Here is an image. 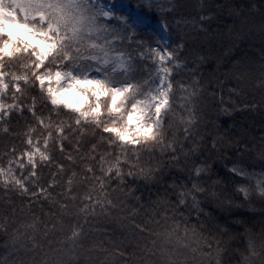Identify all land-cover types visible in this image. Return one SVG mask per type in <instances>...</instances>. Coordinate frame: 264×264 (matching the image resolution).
Here are the masks:
<instances>
[{
  "label": "trees",
  "instance_id": "trees-1",
  "mask_svg": "<svg viewBox=\"0 0 264 264\" xmlns=\"http://www.w3.org/2000/svg\"><path fill=\"white\" fill-rule=\"evenodd\" d=\"M139 12L148 51L138 56L142 46L125 38L112 70L135 75L141 99L167 48L171 91L135 146L113 133L123 123L105 137L98 117L56 116L12 87L26 53L19 41L4 54L0 35V172L11 174L0 177V264H264V200L233 191L235 181L264 188V168L253 166L264 160V0H155ZM181 201L204 214L199 231L184 226ZM204 204L250 214L217 222Z\"/></svg>",
  "mask_w": 264,
  "mask_h": 264
},
{
  "label": "clouds",
  "instance_id": "clouds-1",
  "mask_svg": "<svg viewBox=\"0 0 264 264\" xmlns=\"http://www.w3.org/2000/svg\"><path fill=\"white\" fill-rule=\"evenodd\" d=\"M114 3L115 0L111 4L105 0L103 9L119 11L113 6ZM57 4L65 6L61 13L56 11ZM29 6L33 12L46 13L44 18H34L31 21L40 45H28L27 42L20 45L26 53L27 71L12 87L21 88L23 85L51 113L77 123L85 114L97 115L96 126L105 137L112 135L109 126L122 124L128 112L138 108L143 111L142 105L145 104L155 111V107L160 105L163 88L155 96L145 93L142 101L140 96L144 85L136 82L135 75L122 77L112 70L119 60L116 53H121L125 47V38L118 32L115 18L105 17L100 8L101 4L96 3V0H76L75 3L73 0H32ZM0 67L6 69L8 65L0 60ZM6 74L0 71V75ZM95 84L100 87H94ZM61 90L74 93L79 107L72 108L56 103L52 97ZM113 100L115 104L112 103ZM141 123L143 126L152 127L158 125L159 121L153 116L151 120L142 118ZM130 127L140 130L135 124ZM136 143L138 141H134L133 146ZM253 166L264 168V160L255 161ZM217 171L224 173L223 168H218ZM233 191L242 193L245 199L254 194L264 200V188H257L253 193L244 190L240 181L234 182ZM203 207L217 222L223 221L226 215L241 217L250 214V210L241 208L226 214L211 204H204ZM179 212L191 213L181 216L180 219L185 227H190L194 232L207 224L203 213L198 216L186 208L183 201Z\"/></svg>",
  "mask_w": 264,
  "mask_h": 264
},
{
  "label": "rangeland",
  "instance_id": "rangeland-1",
  "mask_svg": "<svg viewBox=\"0 0 264 264\" xmlns=\"http://www.w3.org/2000/svg\"><path fill=\"white\" fill-rule=\"evenodd\" d=\"M31 2L32 0H0V35H5L9 38L8 44L3 47L4 54H11L12 52H14L16 49V44L19 41L22 44L27 42L28 45H31L33 43H36L38 46L40 45V42L37 40V37L34 34L31 21L34 18H41V16L39 14L40 12H33L31 10V7L29 6ZM73 2L75 3L76 0H73ZM88 2H91V0H88ZM96 3L104 4L105 0H96ZM113 6L116 7L120 11V13L124 15L128 13V5L125 3H114ZM140 15L144 20V27L149 26V19L141 13ZM157 30L163 40L162 43L166 45L165 42L167 39V33L165 28L162 25H158ZM163 51L164 50H160V53ZM160 60L161 62L158 70V79L150 94L152 96H155L160 92V89L163 88V99L161 100L160 105L158 107H155V111L152 110L151 106L145 104L142 105L143 111L138 108L136 111H130L127 113V118L123 122L122 126L120 128L113 129V133L115 134V136L124 143L133 144L134 141H138L140 138L149 134L154 126H143L141 123L142 118L144 120H151L152 117L155 116L159 121V117L161 116V114L168 108V95L171 91L169 84L170 69H168L164 63L169 60V57L168 55H165L164 58ZM2 78V75H0V83L3 81ZM93 86L97 88L100 87L98 84H95ZM143 97L141 98L142 101L145 99V96ZM52 98L58 104L63 103L66 106L72 108L79 107L77 103V97L72 92H65L64 90H61L58 95H54ZM148 99L150 100L151 97H148ZM113 101V104H115V100ZM152 103L154 105V102ZM1 111L2 107L0 104V112ZM89 117L97 118L98 116L85 114L81 117V119H86ZM133 124L138 125L140 130L137 131L136 129L131 128L130 126ZM33 157L34 156L32 155L28 156L29 160H32ZM9 174L0 172V177L6 179V177H9Z\"/></svg>",
  "mask_w": 264,
  "mask_h": 264
},
{
  "label": "snow or ice",
  "instance_id": "snow-or-ice-1",
  "mask_svg": "<svg viewBox=\"0 0 264 264\" xmlns=\"http://www.w3.org/2000/svg\"><path fill=\"white\" fill-rule=\"evenodd\" d=\"M155 0H142V2L138 5L127 6L128 13L125 15H121L120 11H112V10H104L103 5L101 4L100 8L103 11V15L105 17H114L115 20L118 22V32L121 36L126 38L127 43H132L133 45L139 44L142 46V50L137 53L138 56L143 55L144 52L148 51V41L146 39H141L138 35V30L144 27V20L140 15L139 10L141 8H146L151 10L153 7ZM64 5L57 4L55 6L56 11L61 13ZM75 7V5H73ZM41 18L46 16L44 11H40ZM159 49V44L156 42V39L153 40V45L151 46V51L156 53ZM118 57H121V53H116ZM165 55L171 56V53L167 51V48L164 49L163 52L159 54V58L163 59ZM118 67L123 66L122 63H117Z\"/></svg>",
  "mask_w": 264,
  "mask_h": 264
}]
</instances>
